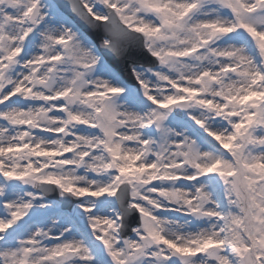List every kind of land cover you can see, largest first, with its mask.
Here are the masks:
<instances>
[{
	"label": "snow or ice",
	"instance_id": "6c2138e0",
	"mask_svg": "<svg viewBox=\"0 0 264 264\" xmlns=\"http://www.w3.org/2000/svg\"><path fill=\"white\" fill-rule=\"evenodd\" d=\"M0 264H264V0H0Z\"/></svg>",
	"mask_w": 264,
	"mask_h": 264
}]
</instances>
